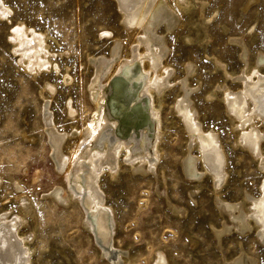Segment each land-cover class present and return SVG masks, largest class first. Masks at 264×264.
Instances as JSON below:
<instances>
[{
    "label": "bare ground",
    "instance_id": "bare-ground-1",
    "mask_svg": "<svg viewBox=\"0 0 264 264\" xmlns=\"http://www.w3.org/2000/svg\"><path fill=\"white\" fill-rule=\"evenodd\" d=\"M113 2L119 13L120 23L125 28L124 33L129 39L125 54L121 55L122 41L111 37L112 33L108 28L98 30L99 40L110 41V46L105 55H86L90 70L82 92V103L87 115L84 116L83 112L76 109L69 94L64 97L62 111L68 130L56 127L50 111V102L57 94L55 77H58L63 88L69 89L73 84L69 66L60 65L58 61V57L67 53L64 50L49 49L48 41L56 39L50 34L47 25L38 27L30 22L28 16H16L14 8L4 0H0V24L6 27L4 40L9 56L14 58V67L32 80L42 78L36 91V98L39 100L37 112L50 156L65 183L64 187L57 186L47 195L51 204L46 208L43 206L46 212L45 216L41 212L46 218L44 221H48L52 207L66 206L73 202L76 210L72 208L62 220L66 223L68 220L78 221L92 234L102 258L111 264H125L126 254L114 247V208L106 201L99 178L106 173L108 179L116 180L121 162L131 174L145 175L153 172L161 156V97L164 90L178 80L177 77L171 78L172 65L163 62V57L169 51L166 35L180 24L181 15L193 8L197 9L196 26L204 30L216 10L205 15L204 0ZM42 9L44 8L38 10V15L43 13ZM252 29L253 25H249L246 34H251ZM201 37L202 41L208 39L205 31ZM183 40L191 41V38L185 34ZM229 42L239 47L237 57L241 63L240 68L237 72H229L222 60L211 56L212 67L221 70L222 81L215 83L204 94V99L210 101L218 93L233 132L232 146L247 152L254 162L259 174L254 195L243 190L239 199L234 201L228 202L220 197V189L227 177V154L218 130L212 126L205 127L198 118L199 112L191 99V84L188 82L195 67L192 60L182 67L184 77L178 80V92L170 107L189 140L186 153L179 162L180 172L185 178L206 177L209 180L216 208L226 220L218 227L209 224L220 249V237L232 230L241 234L253 230L255 239L264 245V52H256L252 61H249L248 50L241 36L230 37ZM49 74L53 79L47 77ZM227 79L236 81L237 87L231 88L226 83ZM85 98L87 104L84 102ZM111 102H116L118 107L115 109ZM79 116L81 125L77 126L75 122ZM12 122L7 119L3 127H12ZM22 137L30 139L25 134ZM64 143L66 152L62 150ZM13 147L3 151L0 149V162H5L4 157L8 161V165L5 164L7 167L0 169V190L5 175L21 169L25 157H28L27 148L16 151ZM156 177L164 183L162 171ZM22 189L20 181L10 180L14 204L9 206L5 202L6 207L0 209V264H34L33 254L37 250L35 236L39 224L45 218L38 212L43 207L34 204ZM65 192L69 193L68 197ZM168 206L173 212L182 211V208L169 202ZM29 217L32 222L27 227ZM43 244V241L40 242L39 247H43ZM237 246L235 257L224 259V264L257 263L254 255L245 253L241 243L238 242ZM161 248L155 249L158 251L155 255L152 254L151 263L170 264L168 255Z\"/></svg>",
    "mask_w": 264,
    "mask_h": 264
},
{
    "label": "rangeland",
    "instance_id": "rangeland-1",
    "mask_svg": "<svg viewBox=\"0 0 264 264\" xmlns=\"http://www.w3.org/2000/svg\"><path fill=\"white\" fill-rule=\"evenodd\" d=\"M4 1L14 8L16 16L26 15L38 27L47 25L50 34L56 39L48 41L49 49L64 50L67 53L58 57V61L60 65L69 66L73 84L69 89L63 88L58 77H55L57 94L50 102V111L56 127L68 130L62 111L63 99L69 94L76 109L83 112L84 116L87 115L82 103V92L90 70L86 55H105L110 46V41L99 40L98 30L108 28L111 37L122 41L121 55L125 54L129 39L120 23L115 4L113 0ZM204 1V14L215 9L214 17L203 30L196 26V8L182 14L180 24L166 35L169 51L163 57V62L172 65L171 78L177 77L178 80L184 77V65L191 60L195 64L194 72L188 77L190 96L199 112L198 118L205 127L212 126L218 130L224 145L228 166L220 197L229 202L239 199L243 190L254 195L259 174L249 154L232 146L233 132L218 93L210 101L204 99V94L215 83L222 81L221 70L213 69L210 59L211 56L217 57L229 72L238 71L241 64L237 57L239 47L229 42L230 37H242L249 61H252L256 52H264V0ZM41 8H44L43 13L38 15ZM249 25H253V29L247 35L245 31ZM5 28L0 24V149L3 151L13 145L16 151L27 148L28 157H25L21 169L10 171L3 178L0 199H6L0 201V209L6 207L5 202L9 206L14 204L10 180L20 181L22 191L30 196L31 201L46 208L51 204L47 195L57 186L64 187L65 183L50 156L37 112L39 100L36 91L42 78L32 80L14 67V58L9 56L4 40ZM204 31L208 39L202 41ZM185 34L190 36L191 41L183 40ZM47 77L53 79L51 74ZM178 80L161 95V156L153 172L145 175L131 174L121 162L116 180L108 179L106 173L99 178L106 201L114 208V247L126 254L125 264H154L151 263V256L156 254L158 250L155 249L158 247L166 252L170 264H224V259L235 257L239 242L245 253L255 256L256 264H264V245L255 239L253 230L243 234L232 230L220 237L221 249L217 246L209 224L218 227L226 220L216 208L209 180L206 177L185 178L180 172L179 162L186 153L189 140L170 108L178 92ZM228 80L226 83L231 88L237 87L236 81ZM84 102L87 104L86 98ZM79 118L75 122L77 126L81 125ZM7 119L13 121L10 128L3 127ZM23 134L30 136V139L25 140ZM69 141L72 142V139L69 138ZM262 147L264 153V143ZM66 149L64 143L62 150L66 152ZM4 159V163L0 162V169L8 165L7 158ZM159 171L164 173V183L156 177ZM65 196L68 197L69 193L65 192ZM168 202L182 208L181 213L173 212ZM44 207L40 208L42 211L38 210L41 217L46 213ZM54 207L47 217L48 221L45 222L43 216L45 219H42L36 232L34 264H111L98 254L92 234L78 221L77 224L72 220L67 223L62 220L64 215L76 210L73 202ZM27 221L29 227L32 219L29 217ZM42 241L45 245L39 247Z\"/></svg>",
    "mask_w": 264,
    "mask_h": 264
},
{
    "label": "snow or ice",
    "instance_id": "snow-or-ice-1",
    "mask_svg": "<svg viewBox=\"0 0 264 264\" xmlns=\"http://www.w3.org/2000/svg\"><path fill=\"white\" fill-rule=\"evenodd\" d=\"M14 31H16V30L14 29Z\"/></svg>",
    "mask_w": 264,
    "mask_h": 264
},
{
    "label": "water",
    "instance_id": "water-1",
    "mask_svg": "<svg viewBox=\"0 0 264 264\" xmlns=\"http://www.w3.org/2000/svg\"><path fill=\"white\" fill-rule=\"evenodd\" d=\"M123 111V110H122Z\"/></svg>",
    "mask_w": 264,
    "mask_h": 264
}]
</instances>
